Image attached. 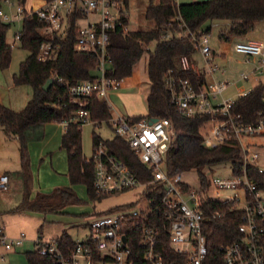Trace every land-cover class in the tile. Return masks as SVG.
<instances>
[{
  "label": "built area",
  "instance_id": "2783aa9c",
  "mask_svg": "<svg viewBox=\"0 0 264 264\" xmlns=\"http://www.w3.org/2000/svg\"><path fill=\"white\" fill-rule=\"evenodd\" d=\"M126 3V0H47L38 10L28 11L19 0H2L0 23L23 24L27 15L35 14L43 22L41 32L55 35L65 31L70 15L82 14L86 23L80 25L77 21L75 49L97 55L98 74L92 79L69 85L68 93L71 101L85 106V102L93 96L108 102L109 89H116L122 84V80L107 75L111 63L108 47L112 31L119 26L128 31V24L122 19L127 16ZM3 4L7 5L8 10L3 8ZM186 34L191 35L204 57L206 67L200 68L188 56H182L180 65L183 70L203 74L206 82L197 85L190 78L168 74L165 84L171 102L182 116L209 115L210 120L203 134L204 145L214 149L222 144L237 143L242 151L241 171L235 173L231 165L230 175L207 176V185L202 183L199 189H184L165 168L167 152L176 136L171 119L164 117L152 122L147 117L133 120L123 115H112L100 122L92 119L89 110L80 108L74 116L62 121L65 128L74 121L84 124L109 123L115 135L128 142L151 172L150 180H141L124 161L99 143L94 148L93 156L87 158L89 163L94 164L95 189L108 195L142 188V194L149 199V206L132 211L117 208L98 213L89 224L92 233L77 240L68 255L58 248L55 241L45 242L38 238L36 245L42 255H53L57 264H140L139 259L144 260L145 264H204L208 254L204 206L207 201H213L233 204L243 211V221L238 227L240 238L222 248L224 264H264V190L250 175L248 167L255 165L261 172L264 168L256 164L259 154L252 152L250 144L244 142L246 138L264 135V112L260 111L255 119L247 120L234 111L235 100L220 99L230 82L208 81V76H213L219 70L218 65L213 63L209 33L199 30ZM21 38L22 29H18L15 39L21 42ZM15 44L13 41L9 46L13 49ZM56 49L53 42H43L38 58L46 61ZM234 49L251 66L241 77L245 80L251 76L259 79L264 74V41H236ZM10 186V176L0 173V193L8 191ZM157 188L161 189V196L160 204L156 207H160L162 213L156 218H164L162 225L158 221L148 223L155 211V199L148 197V193ZM225 191L234 193L226 194ZM213 215L221 216L217 211ZM161 226L165 228L168 239H165ZM24 240L25 234L8 238L0 228V241L6 249L20 247ZM167 243L172 249V255L168 257L163 252Z\"/></svg>",
  "mask_w": 264,
  "mask_h": 264
},
{
  "label": "trees",
  "instance_id": "16d2710c",
  "mask_svg": "<svg viewBox=\"0 0 264 264\" xmlns=\"http://www.w3.org/2000/svg\"><path fill=\"white\" fill-rule=\"evenodd\" d=\"M0 0V4H1ZM26 7V0H19ZM47 1V0H46ZM127 2V0H126ZM28 10V9H27ZM29 11V10H28ZM146 18L155 22V29L128 30L117 27L111 32L108 47L111 58L107 75L136 86L141 82V61L145 54L148 56L147 69L150 81V92L147 97V114L129 117L133 120L141 118H169L176 128V136L165 159L168 174L184 189H190L179 179L186 171L196 169L200 173L203 185H207L208 177L203 173L206 167L229 162L235 173L241 171L242 151L237 143L222 144L210 149L204 145V131L210 120L209 115L182 116L177 113L171 102L165 78L168 74L177 77L190 78L195 84L206 82L203 74L183 70L180 65L182 56H192L198 51L192 37L187 32L199 30L210 32L206 24L209 21L230 20L228 29L221 31V38L230 40L248 34L258 22L264 23V0H196L179 3L177 0H150L146 8ZM83 18L80 13L70 15L64 32L46 35L41 32L43 22L35 14L27 15L23 22L21 46L28 50L29 55L21 63L18 73L13 75L15 85H29L33 93L26 106L16 111L0 102V125L8 138H16L19 142L21 168L16 174L24 179V197L19 205L11 209L13 212L37 211L58 212L69 204L80 203L81 200L71 186L56 188L50 193L39 192L31 197V171L29 143L32 139L44 136L45 124L69 119L80 109L89 110L92 119L108 120L112 117L111 108L106 100L93 96L85 102V106L71 101L68 93L69 85L78 81L92 79L99 60L92 52L78 51L75 43L78 36L77 21ZM123 22L129 24L128 16H123ZM10 24L0 23V68L9 67L12 59V48L9 46L7 35ZM172 32L171 37L166 35ZM185 32L182 35L177 33ZM51 41L57 47L51 57L42 61L38 58L43 42ZM157 41L155 50L148 45ZM53 78L48 91L43 89L45 83ZM234 111L241 113L247 120L256 118L258 112H264V83L261 82L246 95L235 100ZM97 126L101 124L95 123ZM84 123L74 121L66 128L62 137V148L68 154V176L72 184L84 183L92 199H102L107 196L99 193L94 187V164L87 161L83 152L82 127ZM103 143L111 153L124 161L141 180L151 179L149 168L141 161L140 156L128 142L115 135L111 139H103L93 131L94 147ZM249 173L264 190V171L255 165L248 167ZM10 177L11 174L7 173ZM160 188L148 193L154 198L155 211L150 215L148 223L158 221L162 225L164 218H156L162 213L160 204ZM132 206V205H131ZM206 214L204 232L207 236L208 254L204 264H224L223 247L240 238L238 230L243 221L242 209L233 204L207 201L204 206ZM221 216L215 217L214 212ZM0 228L1 225H0ZM165 239L166 231L161 226ZM58 248L66 255L70 254L76 240L63 231L55 240ZM166 257L172 255L170 244L163 249ZM29 264H57L53 255H42L39 247L26 252ZM145 264L144 260L138 261Z\"/></svg>",
  "mask_w": 264,
  "mask_h": 264
},
{
  "label": "rangeland",
  "instance_id": "374dc122",
  "mask_svg": "<svg viewBox=\"0 0 264 264\" xmlns=\"http://www.w3.org/2000/svg\"><path fill=\"white\" fill-rule=\"evenodd\" d=\"M45 0H26L27 9L30 11L38 10ZM158 0H155L157 2ZM180 2H190L189 0H179ZM150 0H129L125 7L126 15L129 18L128 30H148L155 29L153 20L146 18V8ZM7 9V5L3 4ZM8 10V9H7ZM86 19L80 18L79 24L82 25ZM264 24L263 22H260ZM231 25L230 20H212L207 22L210 27L209 44L212 49L213 63L218 65L219 70L213 75L208 76V81L230 82L228 88L220 95V99L236 100L239 96L251 89H254L260 82L264 83V74L256 79L251 76L249 80L243 79L242 73L248 72L251 66L246 62L244 56L237 53L234 49L236 38L230 40L221 38V31L228 29ZM22 23L12 24L8 30V43L16 42L12 49V59L8 68H0V94L7 101L12 98V94L6 90L15 73L20 70L21 63L29 55L28 50L21 46V42L15 39V33L22 29ZM251 32V31H250ZM249 32V33H250ZM243 36L249 40L255 37V34ZM185 32L177 33L182 35ZM260 39L264 41V33L260 32ZM167 37L172 36L169 32ZM157 41L150 43L147 47L155 50ZM200 68H205L206 63L203 55L198 50L192 56ZM148 56L144 55L141 61V82L133 86L128 83L116 89H109L108 102L111 106L113 116L123 115L127 117H136L147 114V97L150 92V81L147 69ZM95 74H98L95 71ZM20 91L25 95V89L28 90V96L31 98L33 90L31 86H20ZM7 106V105H6ZM207 128V127H206ZM66 128L63 122L52 121L44 126V136L32 139L29 143L30 171H31V196L37 192L50 193L58 187L71 186L78 194L81 202L69 204L63 210L58 212H37L24 211L13 212L9 210L0 218L4 234L9 238L19 237L25 234V240L16 250H8L0 241V264H29L26 252L36 249V240L42 238L45 242L56 240L63 231H67L74 240H81L89 236L92 231L89 224L94 220L98 213H104L117 208H124L127 211L134 209H146L149 206V199L142 194L144 189L135 188L122 191L120 193L108 194L102 199H92L88 193L87 185L84 183L72 184L68 176V154L66 149L62 148V137ZM93 131H96L103 139H111L115 136L114 130L107 122L97 126L93 122H86L82 127V145L83 152L87 158L94 154ZM5 133L0 125V133ZM6 135V134H5ZM245 143L250 144L252 152L259 154L256 164L264 168V135L246 138ZM4 144V143H3ZM6 152L0 150V173L9 172L11 174L12 188L10 199L14 201L19 197L23 198L25 182L24 179L16 174L21 168V155L19 151V142L16 138L8 140ZM207 176H228L231 174V164L229 162L213 165L203 169ZM180 181L186 184L190 189H199L202 181L198 170L192 169L182 173ZM226 194H233L234 191H225ZM132 205V206H131Z\"/></svg>",
  "mask_w": 264,
  "mask_h": 264
},
{
  "label": "crops",
  "instance_id": "0c3cea01",
  "mask_svg": "<svg viewBox=\"0 0 264 264\" xmlns=\"http://www.w3.org/2000/svg\"><path fill=\"white\" fill-rule=\"evenodd\" d=\"M189 1L191 2V1H196V0H189ZM45 2H46V0L43 2L42 6L45 4ZM177 2L182 3L179 0H177ZM126 4L128 6L129 0H127ZM26 8H27V6H26ZM32 9H33V7H32ZM260 24L261 23L258 22L254 26V28L251 30V32L249 34H255L256 36L250 38L249 40L262 41L259 37L261 35L260 32L264 33V24H262V25H260ZM246 35H248V34H246ZM235 38H236V41L246 40V39L243 38V36L242 37H235ZM244 59H246V58L244 57ZM20 86H24V85H15L14 82H13V77H12L8 88L6 89L10 93V95L12 94V98L9 101H7L6 98L1 96V94H0V102H2L3 104L7 105L8 107H10V108H12V109H14L16 111L22 110L26 106V104L29 101L30 97L28 96V90L27 89H25V91H24L25 95H23L22 91H20V89H19ZM8 140H10V138H8L5 135V133H3V132L0 133V150H2L3 152L7 151V148L9 146L8 145ZM3 173H8V172L6 171V172H3ZM10 179L12 180V177H10ZM11 186H12V184H11ZM11 186H10V189L8 191H4V192L0 193V218L3 216L4 213L8 212L9 210H11V209L15 208L17 205H19L21 203V201L23 200V198L19 197L20 194L18 195L17 200L15 199L14 201H12L10 199L9 195L12 194L11 193V188H12ZM38 193L39 192H37L36 195ZM23 197H24V195H23ZM31 197H33V196H31ZM0 225H1V221H0ZM2 229H3V227H2ZM3 233H4V229H3ZM53 241H55V240H53ZM16 248L15 249H8V250H16Z\"/></svg>",
  "mask_w": 264,
  "mask_h": 264
},
{
  "label": "water",
  "instance_id": "95a60500",
  "mask_svg": "<svg viewBox=\"0 0 264 264\" xmlns=\"http://www.w3.org/2000/svg\"><path fill=\"white\" fill-rule=\"evenodd\" d=\"M52 83H53V78H50V79L45 83V85L43 86V89H44L45 91H48L49 88L51 87ZM157 119H158V118H152V122L157 121Z\"/></svg>",
  "mask_w": 264,
  "mask_h": 264
}]
</instances>
